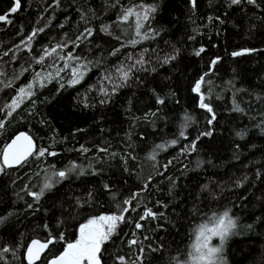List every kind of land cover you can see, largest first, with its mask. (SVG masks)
<instances>
[{"label": "trees", "instance_id": "obj_1", "mask_svg": "<svg viewBox=\"0 0 264 264\" xmlns=\"http://www.w3.org/2000/svg\"><path fill=\"white\" fill-rule=\"evenodd\" d=\"M258 3L259 7L196 0L193 8L190 0H21L20 9L9 16L11 23L0 22V106L32 82L36 72L53 78L45 80L44 87L34 84L35 95L5 120L0 150L24 131L37 149L56 155L32 156L23 166L0 173V218H6L0 223V248L13 250L2 253L0 264H26L25 245L55 237L38 263L47 264L67 243L75 242L80 224L93 216L118 213L117 203L133 193L139 194L132 200L136 210L125 214V221L102 246V264H118V256L125 264H190L199 225L211 226L212 217L225 210L237 223L223 245L225 264H264V0ZM135 5L157 10L141 30L149 38L132 45L129 40L137 38L135 17L125 24L118 17ZM12 6L11 0H0V14ZM103 26H108V33L101 31ZM86 27L93 29V36L75 47L71 41ZM34 28L44 31L33 38L29 50L26 37ZM65 42L68 46L62 51L36 62L46 48ZM200 47L205 51L196 56ZM116 48L119 51L111 55ZM244 49L256 51L232 55ZM68 53L91 62L84 78L72 86L68 80L76 62L63 68L59 58ZM141 54L148 61L144 68L156 70L134 71L130 81L101 104L106 97L100 89L111 92L113 87L103 77L111 74L119 83L116 68L131 65ZM166 55L177 58L163 64ZM216 57L220 60L209 71ZM59 69L63 70L57 75ZM204 73L208 75L201 92L216 115L211 125V114L199 108V95L192 91ZM157 97L165 103L158 104ZM235 104L243 111H233ZM186 115L191 120L181 137ZM4 116L0 112V119ZM205 131L213 135L196 140ZM174 139L177 143L170 145ZM194 140L196 149L182 154ZM157 144L168 146L155 149ZM81 145L89 151L82 154ZM154 149L157 156L151 161L147 157ZM73 162L86 174H71L39 201L21 191L25 185L39 191L53 169ZM146 208L164 216L141 221ZM138 221L141 229L135 228ZM131 240L138 243L129 244Z\"/></svg>", "mask_w": 264, "mask_h": 264}, {"label": "snow or ice", "instance_id": "obj_2", "mask_svg": "<svg viewBox=\"0 0 264 264\" xmlns=\"http://www.w3.org/2000/svg\"><path fill=\"white\" fill-rule=\"evenodd\" d=\"M241 3H247L249 5L259 7L258 0H230L231 5H240ZM190 4L193 8L196 7V0H190ZM21 7V0H14L13 6L6 12L5 14H0V22H8L11 23L9 20V16L12 13H16ZM156 7L153 5H135L133 7L127 8L119 17L118 22L121 24H125L129 22L130 17H135V36L136 39H130L129 43L132 45H136L142 40L148 39L149 36L146 32H142L141 30L144 28L146 22L149 21L150 15L156 12ZM211 19V18H210ZM219 19V17H217ZM63 25H61L62 27ZM44 31L43 28H34L32 33L26 37L27 44L26 47L30 50L31 49V41L33 38L39 33ZM102 32L108 33V26H103L101 28ZM110 34V33H109ZM158 35V33H153V36ZM93 36V29L90 27H86L84 31L75 37L74 41H71L75 45V47H79L78 41H82L89 37ZM192 37H190L191 39ZM119 39V37H117ZM24 43V41H22ZM68 46V42L64 44H57L50 49L46 48L43 54L39 57L36 61L37 63H43L45 58L51 56L54 53H57L58 50L62 51L63 48ZM19 47V46H17ZM119 51V48L113 49L110 53L111 55H115ZM148 49H145L144 52H147ZM205 51L204 47H200L198 50L195 51L196 56H200L201 53ZM256 49H244L242 51L233 52L232 55L240 56L245 53L254 52ZM4 55H8L7 52ZM61 60H64L63 68H69V61H75V66L71 67V79L68 80L69 86L75 85L79 83L85 76L86 72L89 70L88 64L91 62H81L82 58L78 56H73L72 53H68L67 56L59 57ZM176 55H166L163 58V64H169L171 61L176 60ZM132 59V57H129ZM220 58L216 57L213 58L210 66L209 71H211L212 67H214ZM148 63L145 59L144 55L138 59H135L131 65H122L116 68L117 77L119 83L115 82L111 74L105 75L103 79H107L113 83V87L111 92H109L106 88H101L100 93L104 99L100 100L101 104L108 103V98L111 95H115L119 88L124 87L132 78V73L134 71H155L156 69L153 67L151 69L144 68V65ZM63 69H59L62 71ZM2 75V73H0ZM208 73H204L198 80H196L192 91L199 95V108L204 109L207 113L211 114V118L208 119V124L211 125L213 121L216 120L215 112L212 106L209 103L205 102V96L201 92L202 84L205 82V77ZM52 74L49 73L46 76H42L40 72H36L34 79L32 82L28 83L26 86H21L17 94L13 96L9 103L0 106V112L5 113L4 119H0V129L4 128L5 120L8 117H11L13 113L20 107L22 103L26 99H30L35 93L32 91L34 84H39L40 87H44V81H50L52 79ZM137 79H139L137 77ZM6 87H11L9 83ZM64 87L61 84V88ZM35 104V100L32 101ZM158 104H164V99L157 97ZM88 106L87 104L85 105ZM233 111L242 112L243 109L239 106V104H235ZM155 115V113H152ZM185 124L181 126V130L179 135L181 137L185 136L184 128L187 126V122L191 120V117L186 115L184 117ZM77 131H83V129H78ZM213 135L212 131H205L201 132L196 140H199L200 137H211ZM238 136L243 138V133H237ZM196 140H194L191 145L186 146L181 150L182 154L190 151H194L197 147ZM177 141L174 139L169 142L170 145H175ZM168 145L167 144H157L155 145V149L164 150ZM153 150L147 157V159L151 161L156 160L157 152ZM82 154L87 153L89 151L84 145H81L78 149ZM97 151L99 152H107L108 148H98ZM54 156L56 155L55 152H51L46 148H39L37 149L33 139L31 136L21 132L15 136L14 139L11 140L9 144H6L2 150H0V173H4L6 169H11L16 166H23L24 163L28 161L29 157L35 156L37 158L44 157L45 155ZM115 156V153H112ZM172 163L169 161L168 164L164 165L165 171L167 170L168 166ZM91 168V165H89ZM155 168V165H153ZM47 171V170H46ZM73 173H76L79 176H83L86 174L85 168L77 163L73 162L68 167L62 170H55L51 171V174L46 178V182L43 183L42 187H40L39 191H33L29 185H25L24 188L21 190L27 196L32 197L33 201H39L42 196H44L46 190H51L55 184L60 183L69 178V176ZM91 174L95 175L96 170L93 169ZM158 175H162L163 173H157ZM259 173L257 176L259 177ZM56 177L58 179H53ZM148 181H151L152 176H148ZM15 181H13L14 183ZM148 185L145 184V188ZM237 186L239 187L240 184L238 183ZM207 187V186H204ZM104 189L107 191L109 190V185L105 184ZM93 193L89 192L88 196L91 198ZM139 194L133 193L132 197L129 199L123 200L122 204L117 203L116 207L119 210L118 213L113 214H102L99 216H93L89 218L85 223L79 225L78 228V236L75 242L67 243L66 247H64L63 251L59 253V255L54 256L52 259L47 261V264H102V246L106 244L110 240V238L116 233L119 224L126 219L127 213L130 211H135L136 209L132 207V200H135ZM115 199V196H113ZM78 206H83L80 199L77 198L76 201ZM28 209L33 208L32 203L27 204ZM164 213H155L151 209H145L143 215L140 216V220L143 221L149 217L153 219H158L163 217ZM4 219L0 218V223H3ZM209 224H200L198 229L196 230L195 240L191 245L192 251L189 253V259L191 264H225L221 253L223 252V245L227 238L234 234L233 230L237 227L236 220L229 215V210H225L222 214L214 215ZM48 226L45 225V228ZM143 225L138 221L135 223L136 229H141ZM249 227H251L249 225ZM63 233L61 234V239H63ZM214 237H218L220 240V246H212L211 241ZM147 238V237H146ZM55 241V237L47 240L46 242H41L39 240H31L30 243L25 245L26 251L24 254V258L27 260V264H36L37 261L41 260V254L44 252L45 249L49 247L50 244H53ZM138 241L131 240L129 244H136ZM156 249H153L155 251ZM13 251L10 248L3 247L0 248V259H3L2 253H8ZM141 252L144 250L141 249ZM137 261L140 260L138 256ZM118 264H125V258L122 256L117 257Z\"/></svg>", "mask_w": 264, "mask_h": 264}, {"label": "water", "instance_id": "obj_3", "mask_svg": "<svg viewBox=\"0 0 264 264\" xmlns=\"http://www.w3.org/2000/svg\"><path fill=\"white\" fill-rule=\"evenodd\" d=\"M11 1H12V3L14 2V0H11ZM22 132L25 133V134H27V133L24 132V131H22ZM19 133H21V132H19ZM19 133H18V134H19ZM18 134H16V135H18ZM16 135H15V136H16ZM27 135H28V134H27ZM15 136H14L12 139H14ZM12 139H11V140H12ZM11 140H10L7 144H9V143L11 142ZM33 142H34V144H35V141H34V140H33ZM35 146H36V144H35ZM29 158H30V157H29ZM29 158H28V159H29ZM17 167H19V166H16V167H14V168H17ZM11 169H13V168H11ZM35 240H37V239H35ZM39 241H40V240H39ZM30 242H31V241H30ZM30 242H29V243H30ZM41 242H43V241H41ZM51 245H52V244H50L49 247H48L47 249H45L44 252L41 254V259H42V257L47 253V251L50 249V246H51ZM25 251H26V250H25ZM24 254H25V253H24ZM24 260H25V263L27 264V260H26L25 258H24ZM39 262H40V260L37 261L36 264H38Z\"/></svg>", "mask_w": 264, "mask_h": 264}, {"label": "rangeland", "instance_id": "obj_4", "mask_svg": "<svg viewBox=\"0 0 264 264\" xmlns=\"http://www.w3.org/2000/svg\"><path fill=\"white\" fill-rule=\"evenodd\" d=\"M219 243H220V240H219L218 237H214V238L212 239V241H211V245H212V246H217ZM189 262H190V264H191V261H189Z\"/></svg>", "mask_w": 264, "mask_h": 264}]
</instances>
